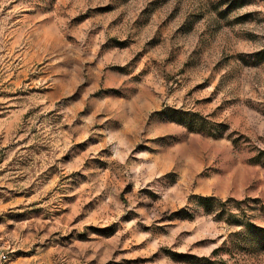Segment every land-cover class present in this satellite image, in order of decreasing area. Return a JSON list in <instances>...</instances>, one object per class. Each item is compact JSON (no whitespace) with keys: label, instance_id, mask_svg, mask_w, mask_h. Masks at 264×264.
<instances>
[{"label":"rangeland","instance_id":"obj_1","mask_svg":"<svg viewBox=\"0 0 264 264\" xmlns=\"http://www.w3.org/2000/svg\"><path fill=\"white\" fill-rule=\"evenodd\" d=\"M246 221L264 0H0V264H264Z\"/></svg>","mask_w":264,"mask_h":264},{"label":"trees","instance_id":"obj_2","mask_svg":"<svg viewBox=\"0 0 264 264\" xmlns=\"http://www.w3.org/2000/svg\"><path fill=\"white\" fill-rule=\"evenodd\" d=\"M202 201L204 204H208L210 203L211 199L205 198V199H202ZM244 203L245 201L243 200L242 201H225V202L217 201L216 207L218 208V211H219L217 217L220 219H223L224 221H232V222L238 221V218L237 216L233 214V211L240 210V207ZM241 232L245 235V239L243 238L244 240L243 245H247L249 242V243H254L253 245H256V247L264 248V228L254 226L253 224H250L249 221H246L243 224ZM249 232H252L255 235V239L252 241H248L247 235ZM233 242H232V245L238 243L237 241H235V243Z\"/></svg>","mask_w":264,"mask_h":264},{"label":"built area","instance_id":"obj_3","mask_svg":"<svg viewBox=\"0 0 264 264\" xmlns=\"http://www.w3.org/2000/svg\"><path fill=\"white\" fill-rule=\"evenodd\" d=\"M4 258V255L2 254V252L0 251V258Z\"/></svg>","mask_w":264,"mask_h":264}]
</instances>
